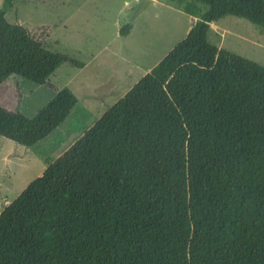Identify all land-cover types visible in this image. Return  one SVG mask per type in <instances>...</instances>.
Masks as SVG:
<instances>
[{
    "label": "trees",
    "instance_id": "obj_1",
    "mask_svg": "<svg viewBox=\"0 0 264 264\" xmlns=\"http://www.w3.org/2000/svg\"><path fill=\"white\" fill-rule=\"evenodd\" d=\"M167 2L197 21L2 209L0 264H264V65L208 37L228 15L264 29V0ZM65 62L85 66L0 13V84ZM78 103L0 107V136L39 145Z\"/></svg>",
    "mask_w": 264,
    "mask_h": 264
},
{
    "label": "rangeland",
    "instance_id": "obj_2",
    "mask_svg": "<svg viewBox=\"0 0 264 264\" xmlns=\"http://www.w3.org/2000/svg\"><path fill=\"white\" fill-rule=\"evenodd\" d=\"M0 13L22 24L51 50L87 63L80 69L65 62L42 85L17 74L0 84V107L28 117L62 88L69 87L79 99L71 115L42 144L28 147L0 136L1 212L107 110L98 103L102 106L97 112L83 114L87 91H101L94 86L96 77H112L114 71L133 65L131 77L126 76V85L119 89L125 91L185 38L196 18L167 0H0ZM128 22L133 28L121 36L120 27ZM208 37L217 46L264 65V29L249 20L225 16L213 22Z\"/></svg>",
    "mask_w": 264,
    "mask_h": 264
},
{
    "label": "crops",
    "instance_id": "obj_3",
    "mask_svg": "<svg viewBox=\"0 0 264 264\" xmlns=\"http://www.w3.org/2000/svg\"><path fill=\"white\" fill-rule=\"evenodd\" d=\"M193 17V16H192ZM196 18L195 22L197 21V17H194ZM195 24V23H194ZM193 24V25H194ZM191 25L188 30H187V33L186 35L188 34V32L190 31V29L192 28ZM160 61V60H159ZM159 61H157L155 64H153L152 66H150L147 70L144 71L143 75H145L146 73L150 72L151 69L157 64L159 63ZM87 66V63H85V66L80 68V69H84L85 67ZM78 68V67H77ZM135 68V66L133 65H128L126 66L125 68H121L119 69L118 71H114L115 74H113L112 77L110 76H106V77H103L101 79H98L97 77L94 79V86L95 87H100V92H96L97 89L96 88H90L88 91H87V94H86V100H87V103L86 105L88 107H85L84 108L86 110V113L83 112V114H92V110H95L97 112V109L99 107H101L102 105L106 106V109H108L109 107H111L112 105H114L123 95H125V93L131 88L133 87L134 85L131 84L129 85L128 89H126L125 91L121 92L119 89L120 88H124V86L126 85L125 83V77L126 76H129L131 77V74H132V69ZM142 78V77H141ZM140 78V79H141ZM113 79V80H112ZM139 80V79H138ZM137 80V81H138ZM136 81V82H137ZM125 83V84H124ZM124 84V85H123ZM100 94V95H99ZM116 97V98H115ZM98 103H101L102 105H100L98 107ZM91 110V111H89ZM88 111V113H87ZM105 112V111H103ZM94 113V111H93ZM103 114V113H102ZM95 116L92 115L91 116V120H93ZM101 117V113L99 115L96 116V118L93 120L94 123ZM93 123V124H94ZM75 142V141H74ZM42 144V143H41ZM12 201V200H11Z\"/></svg>",
    "mask_w": 264,
    "mask_h": 264
},
{
    "label": "water",
    "instance_id": "obj_4",
    "mask_svg": "<svg viewBox=\"0 0 264 264\" xmlns=\"http://www.w3.org/2000/svg\"><path fill=\"white\" fill-rule=\"evenodd\" d=\"M130 17H131V20H132V17H133V13H131V16H130Z\"/></svg>",
    "mask_w": 264,
    "mask_h": 264
}]
</instances>
